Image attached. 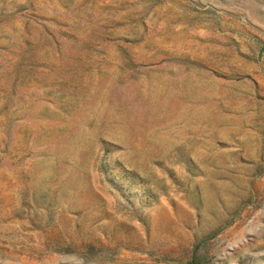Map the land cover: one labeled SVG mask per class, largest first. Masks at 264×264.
Returning a JSON list of instances; mask_svg holds the SVG:
<instances>
[{
    "label": "rangeland",
    "instance_id": "374dc122",
    "mask_svg": "<svg viewBox=\"0 0 264 264\" xmlns=\"http://www.w3.org/2000/svg\"><path fill=\"white\" fill-rule=\"evenodd\" d=\"M0 264H264V0H0Z\"/></svg>",
    "mask_w": 264,
    "mask_h": 264
}]
</instances>
